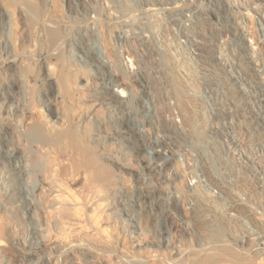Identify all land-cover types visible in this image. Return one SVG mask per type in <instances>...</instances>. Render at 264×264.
Wrapping results in <instances>:
<instances>
[{
	"label": "rangeland",
	"instance_id": "1",
	"mask_svg": "<svg viewBox=\"0 0 264 264\" xmlns=\"http://www.w3.org/2000/svg\"><path fill=\"white\" fill-rule=\"evenodd\" d=\"M67 1L0 0V58L13 59L0 65V94L8 97L6 103L0 99V169L5 166L6 172L0 179V264H50L49 258L54 264H264L256 259L259 250L244 238L251 228L264 232V189L250 173L253 165L234 161L220 135L208 141L210 92L216 96L213 101L229 109L226 126L234 121L240 146L253 155L258 152L250 150L248 139L264 145V115H255L258 104L252 97L256 92L262 95L259 102L264 105V78L254 70L252 50L242 38L247 35L257 43L253 55H263L258 60L263 63L264 42L255 12L242 17L233 10L236 0H212L221 20L209 23V0H177L178 7L164 14L157 11L158 0H148L142 26L148 35L120 42L114 27L129 14L118 7L117 13L107 14V6L116 7L118 0H75L79 13ZM188 8L193 13L185 22ZM91 14L95 16L90 21ZM222 21L229 25L225 34ZM171 26H188L201 40L204 52L199 59L183 52L188 42L175 46L176 30ZM218 37L226 53L220 62L212 57ZM75 39L86 51L83 59L76 56ZM125 56L149 93L130 79ZM198 60L210 64L217 76L195 73ZM183 69L192 74L184 76ZM98 70L124 81L126 96L120 106L105 101L111 93ZM142 102L151 108L149 114L141 113ZM237 104L243 106L240 112ZM168 106L176 110L178 123L192 140V170L205 176L228 202L206 198L202 185L188 188L180 152L172 158L170 179L161 180L155 170H143L148 174L145 180L137 177L144 159L155 158H143L128 141L138 137L149 149L155 145L149 116L156 115L165 142L180 146L186 141L174 132ZM122 119L128 122L123 132ZM141 125L143 132L137 135ZM248 132H253L250 138ZM236 192L242 196L239 201L234 199ZM122 205L131 212L134 228L120 214ZM161 227H167L169 238L179 245L176 254L164 248L157 234ZM16 245L35 251L32 259Z\"/></svg>",
	"mask_w": 264,
	"mask_h": 264
},
{
	"label": "bare ground",
	"instance_id": "2",
	"mask_svg": "<svg viewBox=\"0 0 264 264\" xmlns=\"http://www.w3.org/2000/svg\"><path fill=\"white\" fill-rule=\"evenodd\" d=\"M145 1V2H144ZM143 2H140L141 4H139L138 8L136 9H131V10H127V13L129 14L128 17L125 19L122 20L121 23L118 24V26L114 27V31H115V35L118 39V41H129V40H132V41H136V40H142L144 37H146L148 35V32L142 28V26H134V25H131L129 24L130 21H134V20H142L144 19V17L147 15L146 11H144V5L147 6L148 4V0H144ZM159 2L158 3H161V5H159L158 7L156 6V2H151V4L155 7H157V11L160 13V14H164L166 12V10H173L175 8L178 7L179 5V2H177V0H165V1H162V0H158ZM176 1V3H175ZM189 1V0H188ZM234 1V0H233ZM256 1V0H255ZM255 1H250V3H246L244 0H236V2L234 1V3L232 4L233 5V10H235L236 13H238L239 15H241L242 17L244 16H249V13L251 12V10H253L256 14V18H257V25L259 26V31H260V40L262 42H264V0H257V1H260V3H256ZM106 2V1H105ZM69 6L72 8L73 6V0H69ZM111 4V3H110ZM208 7L206 8L207 10V14H209V23H213L215 21H220V17H219V14L217 13V10L215 8V5L214 3L212 2V0H209L208 2ZM230 4V5H231ZM231 5V6H232ZM140 7V8H139ZM153 7V8H155ZM152 8V9H153ZM164 8V9H163ZM137 10V11H136ZM155 10V9H154ZM119 10L117 9V7H113V6H109L108 8V13L107 14H115L117 13ZM184 11V10H183ZM157 12V13H158ZM193 13V10L192 9H187L186 11L183 12V17L185 18V22H187V19L189 17H191V14ZM123 13H121L122 15ZM179 14V13H178ZM173 15V14H172ZM163 16V15H162ZM168 17V16H167ZM178 17V16H176ZM175 17V18H176ZM179 18V17H178ZM177 19V18H176ZM174 20V19H173ZM175 22V21H173ZM222 26H224L225 28L222 29V34L226 33L228 31V28H226V26H229L227 22H224L222 21ZM235 26V25H234ZM174 31L176 30V42H175V46H179L181 44H183L184 42H188L187 44V47L183 49V52L185 54H187L191 59H199V56L203 54V49H201V47L199 46V43L200 41L195 37V35H193L189 30H188V26H171ZM92 28V27H91ZM245 33V32H244ZM243 33V34H244ZM243 42L244 44L252 50V61L254 62V70L256 71V73L258 74V76L261 78H264V62L261 63L260 61H258L259 59H262V56L263 55H259L261 57H254L255 55H253V50H255L256 45L257 43H255L253 41V39L250 38V36H247V35H243ZM241 39V38H240ZM76 41L75 42V45L77 48V50L79 52H82V56L79 55L80 53H77L78 51L76 50V56L80 59H83V55L84 53L86 52L83 45L80 43L79 40L75 39ZM117 41V42H118ZM203 42V41H202ZM223 43V40L222 38L218 37L216 39V41L213 43V44H217V50L213 52L212 54V57H213V60L215 61H221L223 60L222 56H223V53L225 48H223L221 45ZM4 44V43H3ZM259 44V43H258ZM182 46V45H181ZM186 46V45H185ZM216 46H214L216 48ZM244 46V47H246ZM4 47V46H3ZM203 47V46H202ZM245 48V49H248V48ZM139 48V47H138ZM6 49V48H5ZM172 49V48H171ZM4 50V49H3ZM140 50H143L140 48ZM123 51V50H122ZM250 51V50H249ZM258 51V50H257ZM143 52V51H142ZM251 52V51H250ZM250 52H247V53H250ZM255 52V51H254ZM123 53V52H122ZM140 53V52H139ZM256 53V52H255ZM254 53V54H255ZM142 54V53H140ZM144 54V52H143ZM142 54V55H143ZM226 54V53H225ZM224 54V55H225ZM140 55V56H142ZM145 55V54H144ZM226 56V55H225ZM248 56V57H249ZM12 57V56H11ZM9 57L8 55L5 56L4 58H0V65H3L4 63L8 64V63H12L13 62V59ZM143 57V56H142ZM249 57V59L251 58ZM264 58V57H263ZM17 59V58H16ZM100 59V58H99ZM243 59V58H242ZM125 60L127 62V66L129 67V70H130V79H132L133 83H136L138 86L141 87V90L142 91H145L147 93H149L150 89L149 87L143 83L141 80H140V76L139 77H136V67L135 65L133 66L132 65V62L131 59L127 56H125ZM248 60V59H247ZM16 62V60H15ZM105 62V61H104ZM189 63V61H187ZM90 64H92L93 66L97 67V64H95L94 62H90ZM144 63V62H143ZM187 63V64H188ZM252 63V62H251ZM6 64V65H7ZM139 64V63H138ZM9 65V64H8ZM143 65V64H142ZM252 67V68H253ZM135 68V69H134ZM99 69V68H98ZM195 73L197 74H200V75H216L217 76V72L214 71V69L212 68V66L210 64H207V63H204V62H201L200 60L196 61V66H195ZM237 71V70H236ZM99 72V75H98V78L101 80V82L103 83V85L108 88V90L110 91L111 93V96H108L105 98V101H107L108 103H112L114 106H120L123 102H124V97L126 96V91H125V86H124V81L120 80V79H115L113 78L111 75H107L105 74L102 70H98ZM183 72V75L184 76H189V74L191 73V71L189 70H185L183 69L182 70ZM190 72V73H189ZM155 73V72H154ZM239 73V72H238ZM192 74V73H191ZM241 74V73H240ZM239 74V75H240ZM199 75V76H200ZM242 75V74H241ZM138 76V75H137ZM156 77L157 79V76L156 74H153V77ZM198 76V75H197ZM256 78H258L256 76ZM149 81V80H148ZM256 80H255V84H256ZM259 83V82H258ZM149 85V84H148ZM261 88V86H259ZM215 88V87H214ZM259 88V89H260ZM256 89V85L254 84H251L250 85V90L252 91H255ZM149 90V91H148ZM193 92V89H191ZM207 90H209L207 88ZM214 90V89H213ZM262 90V88H261ZM206 91V90H205ZM210 91V90H209ZM264 91V90H263ZM108 92V91H107ZM204 92V91H203ZM256 92V91H255ZM214 93V92H212ZM109 95V94H108ZM9 96V95H8ZM211 96H212V99H211ZM262 96V95H261ZM261 96L259 94H257V92L255 93V95H253L252 97H254V101L256 104H258L255 108H253L254 110V113H256L255 115L260 116V115H264V105L261 104L259 101L262 100ZM264 96V94H263ZM8 97L3 94H0V99H2L4 102L7 101ZM11 98V97H10ZM9 98V99H10ZM171 98V97H170ZM170 98H168V102L171 104L172 106V101L170 100ZM207 98H210V106L208 107H205V105L203 106L204 108V111H208L209 113V127H210V133L211 134H208V141L211 142L212 140V137L211 135H220L221 136V139H222V142L223 144L225 145V149H226V152L228 153V155L230 154L232 159H234V161H238V163L242 162L244 163L246 166H248L249 164L253 165L250 169V173L259 181L260 183V186L264 189V145H261L259 144V142L257 144H254V142L252 141V139L250 138L253 134V132H248L249 134V138L248 141H247V145L249 146L250 150L254 149L255 151H257L258 153L255 154L253 153V155H250L247 150L240 146L239 145V142L237 140V132L234 131V121L230 120L229 122V125L230 126H226V121L225 119L228 117V113H229V109L228 108H225V107H220L218 105V103L216 101H213V95L208 92L207 93ZM216 98V96H215ZM214 98V99H215ZM143 100V99H142ZM218 101V100H217ZM232 101V100H231ZM167 102V103H168ZM233 102V101H232ZM6 103V102H5ZM153 103V102H152ZM235 104V103H234ZM6 105V104H5ZM230 106V105H228ZM233 106V105H232ZM234 107H237V109L239 110V112L241 111V107H243L242 105L240 104H237L235 105ZM140 108H141V113L142 114H149V111L151 110V108L147 105V103L145 102H142L140 104ZM167 108H170V106H168ZM153 110V109H152ZM156 111V110H155ZM154 111V113H155ZM167 112V115L169 116L170 118V121H171V124L173 125L174 127V132L175 133H181L186 141L183 145H180V146H177V145H171L169 144L168 142H165L167 139L165 138V135L162 134L163 131L158 123V120L154 119L156 118V115L154 117V115L151 117L149 116L148 118V123L149 125H151L154 129V142H155V145L152 146L150 149L147 147V144H145L144 140L142 141H139L137 138H135V140H130L128 141L129 142V147L134 150L135 152L137 153H140L142 154V157L144 158V156L146 155H151L155 158V160L153 162H151L149 159L146 160L144 159V164L139 167V170L136 171L137 172V177H141L142 180H145L146 178V174L143 172V170H152L154 172L155 170V173H157L158 176H161V180L163 179H170L171 177V172L172 170L174 169V162H172L173 159H175L173 156H177L179 154V152L183 155V167H184V172L186 173L187 175V186L189 189H191L192 187H196V186H199L204 188L203 192H204V195L205 197H213V198H218L222 200H226L227 198L223 196V193L222 192H217V190H214L211 188L210 184L208 183L209 181H207V179L205 178V176H203L201 173H198V172H194L192 170V163L194 161V155H193V152L192 150L189 148L190 146L192 147V140L191 138H189L188 134L185 132V128L180 125L178 123V118H177V114H176V110H174V108H170L168 111L165 110ZM164 111V112H165ZM156 114V113H155ZM162 114V113H161ZM165 115V114H164ZM158 117V116H157ZM231 117V116H230ZM127 119V118H126ZM125 119H122L121 122H120V131L123 132L125 129H124V125H126L128 122L127 121H124ZM130 122L132 120L128 119ZM219 120H224V123L222 125H219L218 121ZM263 121V120H262ZM133 122V121H132ZM132 122L130 125H132ZM137 122V121H136ZM135 124V122H133ZM256 125V124H255ZM261 125V129L264 130V121ZM129 125H127L126 127H128ZM125 127V128H126ZM131 127V126H130ZM129 128V127H128ZM137 128V135L142 131L143 129V125H141L140 128L136 127ZM240 128V127H239ZM259 128L258 126L255 127V130L257 131ZM241 129H239L240 131ZM119 131V132H120ZM135 131V130H134ZM133 131V132H134ZM242 131V130H241ZM240 131V132H241ZM244 133V132H243ZM229 134V135H228ZM126 136V135H125ZM4 137V136H3ZM2 138V136L0 135V139ZM1 142V141H0ZM160 143L162 144H165V146H160ZM1 146V145H0ZM8 146V145H7ZM2 148V147H0ZM6 148V147H5ZM247 148V147H246ZM248 148V149H249ZM4 150V149H3ZM253 150V151H254ZM6 152V151H5ZM226 155V154H225ZM179 157V156H177ZM176 157V158H177ZM182 157V156H181ZM2 158V157H1ZM150 158V157H149ZM173 158V159H172ZM207 158V157H206ZM9 159V158H8ZM196 159V158H195ZM3 160V159H2ZM0 160V161H2ZM176 160V159H175ZM17 162V161H16ZM3 163V162H2ZM121 163V162H120ZM1 164V163H0ZM12 166H16V164L12 165ZM121 166H125L124 168H128L126 167L127 165L126 164H121ZM130 166V165H129ZM5 168V166H3ZM14 167V169H15ZM1 168V167H0ZM2 168V170L4 169ZM7 169V168H6ZM132 169H135V168H132ZM2 170L0 169V179L2 178V175L5 174L6 172H2ZM5 170V169H4ZM9 171V170H8ZM14 171V170H13ZM149 171V172H150ZM12 173V172H10ZM14 173V172H13ZM12 173V174H13ZM9 174V173H8ZM151 174V173H149ZM6 176V175H5ZM7 177V176H6ZM5 177V178H6ZM12 177V176H10ZM9 177V178H10ZM228 179L227 180H230L231 179V176H227ZM8 178V177H7ZM8 178V179H9ZM4 179V178H2ZM1 179V180H2ZM13 179V178H12ZM10 180V179H9ZM141 181V180H140ZM1 182V181H0ZM11 184L12 180L11 181H8L7 183ZM144 182V181H143ZM142 182V183H143ZM3 184L5 183L4 181L2 182ZM2 184V185H3ZM14 184V183H12ZM140 184V183H139ZM6 186V185H5ZM8 186V185H7ZM6 186V187H7ZM36 186V185H35ZM33 186V187H35ZM41 186V185H40ZM38 186V187H40ZM11 187V186H10ZM14 187V185H13ZM18 187V186H16ZM14 187V189L16 188ZM31 187L29 189V194L32 196V188ZM37 187V188H38ZM42 187V186H41ZM40 187V189H41ZM197 188V187H196ZM4 189V188H3ZM12 189V187H11ZM35 189V188H33ZM18 190V188H17ZM28 190V189H27ZM5 191H9L8 188H5ZM4 191V192H5ZM12 191V190H10ZM9 191V192H10ZM16 191V189H15ZM17 192V191H16ZM202 192V193H203ZM7 193V192H6ZM13 193V192H12ZM9 194V193H8ZM11 194V193H10ZM28 194V193H27ZM53 195H56L57 194V190L53 191L52 192ZM14 195V194H13ZM154 196V195H153ZM158 196V195H157ZM234 199L235 201H239L240 199H242V196L239 195L237 192L235 193L234 195ZM155 198L158 199V197L155 196ZM160 198V197H159ZM226 198V199H225ZM220 200V201H221ZM122 201V200H121ZM160 201V199L158 200ZM227 201V200H226ZM124 202V201H123ZM228 202V201H227ZM226 202V204H227ZM156 202H154L155 204ZM159 203V202H158ZM125 205V204H124ZM232 205H234V202L231 201L229 202V206L230 207H233ZM123 206V205H122ZM160 206V205H159ZM106 207V206H105ZM161 207V206H160ZM158 207V208H160ZM226 207V206H225ZM228 208V207H227ZM231 209V208H229ZM120 211V214L127 220H129V225L131 228H134V219L131 217L132 215L130 211H128L127 207L123 206L121 207V209L119 210ZM231 211V210H230ZM229 211V212H230ZM130 212V213H129ZM168 212V211H167ZM256 214L259 216L260 215V212H257L255 211ZM134 230V229H133ZM157 234L163 238V240L165 241V245H164V248L165 247H168L169 251L173 254H176L178 251H179V245L171 240L169 238V234L170 232L168 231L167 227H161L159 229H157ZM28 235V234H27ZM158 237V236H157ZM246 237L245 241H248V243L250 245H253L257 248V250H259L257 252V256H256V259L258 261H263L264 260V232L263 233H260L259 231L251 228L249 229L248 231H246V236H244V238ZM154 243V242H153ZM24 244V242H23ZM32 244V243H31ZM32 246V245H31ZM25 247L26 245L24 246H20V245H16L15 248L19 249V250H22L24 249L23 251L25 252L26 251V255L29 259H32V255L35 254V251H33L34 253L32 254V250H25ZM55 248V247H53ZM40 249V248H39ZM38 249V250H39ZM42 249H40L39 251L41 252ZM46 250V249H45ZM56 250V249H55ZM43 251V250H42ZM47 251V250H46ZM50 252V251H49ZM23 253V252H21ZM37 253V252H36ZM42 253V252H41ZM19 254V253H17ZM40 254V253H39ZM48 254V253H46ZM21 255V254H20ZM24 255V254H23ZM37 255V254H36ZM42 255V254H41ZM19 256V255H18ZM25 256V255H24ZM20 257V256H19ZM43 257V256H41ZM49 257V256H48ZM52 257V256H51ZM21 258V257H20ZM19 258V259H20ZM26 258V256H25ZM26 260V259H25ZM34 260V259H33ZM46 260V259H45ZM18 261V260H17ZM21 261V260H20ZM29 261V260H28ZM32 261V260H31ZM43 261V259H42ZM46 262V261H45ZM50 264H54L53 262H51L50 258H49V261H48ZM22 263V261H21ZM29 263V262H28ZM47 263V262H46Z\"/></svg>",
	"mask_w": 264,
	"mask_h": 264
},
{
	"label": "built area",
	"instance_id": "3",
	"mask_svg": "<svg viewBox=\"0 0 264 264\" xmlns=\"http://www.w3.org/2000/svg\"><path fill=\"white\" fill-rule=\"evenodd\" d=\"M144 0H118L117 5L114 4V6L118 7V9H120V11H127V10H131V9H136L138 8L139 4H141L140 2H143ZM163 1V0H162ZM165 1V0H164ZM145 2V1H144ZM69 3V1H67V4ZM73 4L76 5V12L79 13L80 10L78 9L77 3L75 0H73ZM69 5V4H68ZM109 8V6H107ZM107 8V11H108ZM140 8V7H139ZM137 11V10H136ZM92 15L91 14V18L90 21L92 20ZM146 16L144 17V19H140V20H134V21H130L129 24L134 25V26H143L144 22H146ZM106 21V20H105ZM164 23H169V20H162ZM99 22V20L97 21ZM91 23V22H90ZM107 23V22H106ZM109 25H112L111 23H107ZM258 40H259V34H258Z\"/></svg>",
	"mask_w": 264,
	"mask_h": 264
}]
</instances>
